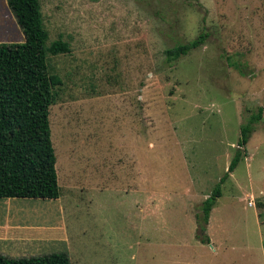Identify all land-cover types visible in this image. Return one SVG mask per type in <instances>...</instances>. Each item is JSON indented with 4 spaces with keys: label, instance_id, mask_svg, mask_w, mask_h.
<instances>
[{
    "label": "rangeland",
    "instance_id": "rangeland-1",
    "mask_svg": "<svg viewBox=\"0 0 264 264\" xmlns=\"http://www.w3.org/2000/svg\"><path fill=\"white\" fill-rule=\"evenodd\" d=\"M39 2L45 45L69 50L47 55L61 81L48 107L59 196L11 199L65 234L38 253L64 251L70 264H264V0ZM4 3L0 41H22ZM199 32L201 45L165 61L164 49ZM259 106L200 229L199 205Z\"/></svg>",
    "mask_w": 264,
    "mask_h": 264
},
{
    "label": "trees",
    "instance_id": "trees-1",
    "mask_svg": "<svg viewBox=\"0 0 264 264\" xmlns=\"http://www.w3.org/2000/svg\"><path fill=\"white\" fill-rule=\"evenodd\" d=\"M23 34L22 41H0V198H47L59 196L55 156L50 140L48 107L51 87L61 83L47 68V55L68 52V43L55 39L45 45L48 33L42 23L39 0H5ZM206 37L194 38L164 49L170 65L178 57L201 45ZM262 106L239 124L237 147L226 172L200 203V229L207 222L211 207L220 196V185L242 154L258 120ZM200 218V219H199ZM201 242H208L206 237ZM0 264H70L64 251L21 257L0 255Z\"/></svg>",
    "mask_w": 264,
    "mask_h": 264
},
{
    "label": "crops",
    "instance_id": "crops-1",
    "mask_svg": "<svg viewBox=\"0 0 264 264\" xmlns=\"http://www.w3.org/2000/svg\"><path fill=\"white\" fill-rule=\"evenodd\" d=\"M4 4L9 10L6 2ZM11 199L15 198H0V255L5 257L38 255L41 246L47 241L65 238L63 232L58 234L56 221L44 222L38 209L30 207L31 211L26 212V207Z\"/></svg>",
    "mask_w": 264,
    "mask_h": 264
},
{
    "label": "built area",
    "instance_id": "built-area-1",
    "mask_svg": "<svg viewBox=\"0 0 264 264\" xmlns=\"http://www.w3.org/2000/svg\"><path fill=\"white\" fill-rule=\"evenodd\" d=\"M248 204H251V202H248Z\"/></svg>",
    "mask_w": 264,
    "mask_h": 264
}]
</instances>
